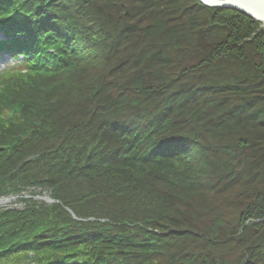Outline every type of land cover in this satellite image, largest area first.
I'll use <instances>...</instances> for the list:
<instances>
[{
	"label": "trees",
	"instance_id": "1",
	"mask_svg": "<svg viewBox=\"0 0 264 264\" xmlns=\"http://www.w3.org/2000/svg\"><path fill=\"white\" fill-rule=\"evenodd\" d=\"M118 1L0 0V30L23 36L0 51L29 69L0 75V197L22 203L0 207V264L13 248L16 264H264V27L199 0ZM192 139L171 163L164 144ZM41 227L58 238L27 242Z\"/></svg>",
	"mask_w": 264,
	"mask_h": 264
},
{
	"label": "bare ground",
	"instance_id": "2",
	"mask_svg": "<svg viewBox=\"0 0 264 264\" xmlns=\"http://www.w3.org/2000/svg\"><path fill=\"white\" fill-rule=\"evenodd\" d=\"M81 8L82 9H85V4L84 3H81ZM211 8V7H210ZM46 9H48V5L46 6ZM218 9H225V8H222V7H219ZM232 10H234V9H232ZM237 11V10H236ZM52 15H60V14H57V13H51ZM246 15V14H245ZM248 16V15H247ZM256 21H258V20H256ZM258 22H260V21H258ZM39 23H40V26H41V28H40V33L41 34H38V36L39 37H43L44 38V41H45V38H46V36L44 35V34H47V27H46V24H47V17H46V15H44V14H40V16H39ZM261 24H262V26L264 27V25H263V23L262 22H260ZM11 34H13V33H11ZM96 34H101L100 32H96ZM34 34H32V36H31V38L32 39H34V36H33ZM30 38V39H31ZM48 51H52V49L50 48V47H48ZM58 51H60L59 50V48H58ZM34 57H35V55H33ZM31 57V56H30ZM30 57H29V60H30ZM26 58L25 57H22L21 58V60H20V65H25L26 63ZM193 142H195V140L194 139H192L191 141H186V140H184V141H182V143L183 144H181V142H180V144L179 145H177V144H171V143H168V144H164V146H166L167 147V151H170V152H172L171 154H169V153H167L169 156H171V163H179V162H182L183 161V159H185V157L187 158L188 156L187 155H189V154H191V152L192 151H195V152H197V148L196 149H192L193 148ZM199 147V146H198ZM191 155H193V154H191ZM194 155H196L195 153H194ZM150 161H158V159H157V155H154V156H152V157H150ZM158 162H160V161H158ZM162 163H166V162H162ZM130 188L131 189H133L131 186H130V184H129V182L127 183V189H128V191H129V193H130ZM49 194V193H48ZM160 197V196H159ZM158 197V198H159ZM44 198L45 199H47V198H49V196L48 195H46V196H44ZM41 201H43V198H39ZM39 199H36V200H38V201H40ZM15 201V202H17L18 203V205L19 206H8V208L9 209H19V208H21V201H20V198L18 197V196H12V197H10L9 199H8V201H6L7 203L8 202H10V201ZM45 201H48V200H45ZM56 201H58V200H56L55 198H53L52 197V202L51 203H55ZM6 202H1V203H6ZM66 210H67V212L70 214V215H72L73 217H76L77 215L75 214V212L72 210V209H70V208H66ZM77 220H83V218H80V219H78L77 218ZM87 221H90L89 220V218L88 219H86ZM95 221V220H94ZM125 225L124 223H120V225ZM126 228V227H125ZM125 228H123V229H120L119 228V230H120V236H122V238H124L125 237V235L127 234V230L125 229ZM137 232V231H136ZM32 232H28V234H31ZM138 233V232H137ZM143 235H145V236H148V234L147 233H145V234H143ZM54 238H58V236H56V235H54L51 231H48L46 228H44V227H41V228H38V229H36L35 230V237H32V239H30V238H27V242H29V243H32V242H37V241H43L42 243H41V245L44 243V242H53V240H54ZM154 242H157V240H153ZM24 245H25V243H24ZM17 250V248H13V249H10V250H8V251H4L5 252V254H8V257H6V264H9L8 262H7V260H10V259H12L11 257H10V254L11 253H14L15 251ZM19 257V256H18ZM67 257V256H66ZM65 257V258H66ZM95 258V256H83L82 258H81V261L83 262V263H85V264H98V262H97V260H95L94 259ZM97 258V257H96ZM212 258H215L214 257V255H212ZM12 261H13V263L12 264H16V262L12 259ZM128 261H129V258L127 257V255L124 257V259H123V261H122V263L121 264H128ZM49 263V262H48ZM47 263V264H48ZM25 264H35V263H33V261L31 260V259H28L26 262H25ZM55 264H59V263H55ZM62 264V263H61ZM72 264H74L73 262H72ZM110 264H113V263H110Z\"/></svg>",
	"mask_w": 264,
	"mask_h": 264
},
{
	"label": "rangeland",
	"instance_id": "3",
	"mask_svg": "<svg viewBox=\"0 0 264 264\" xmlns=\"http://www.w3.org/2000/svg\"><path fill=\"white\" fill-rule=\"evenodd\" d=\"M53 1H55V2H53ZM62 0H51V4H52V6L51 7H55V6H57V5H59L60 3L59 2H61ZM78 0H64V2H67V5L68 4H71V6L69 7V10H77V9H72L73 8V6L74 5H76L78 8H79V4H78V2H77ZM122 0H120V1H118V2H121ZM157 0H149V3H150V5H155L157 2H156ZM200 1V0H199ZM92 2H94V6H96V7H99V8H106V11H109L110 10V7H112L113 6V4H114V0H92ZM201 2V1H200ZM88 3H90V2H88ZM202 3V2H201ZM36 7H39V5H36ZM92 8L93 7H90V6H85V9L84 10H86L85 12L87 13H91V14H93V12H92ZM112 8H114V7H112ZM37 11H38V9H37ZM50 11V13H54V12H52L53 11V9H51V10H49ZM105 11V12H106ZM147 10H145L144 12H143V14L146 12ZM152 11H154V9L151 7V9H150V11L148 12V13H146L145 14V17H146V15H148V14H151V12ZM85 12H81V11H79L78 10V13H79V15H83V13H85ZM50 16V15H49ZM136 16V15H135ZM6 17V16H5ZM138 17V16H137ZM82 18H84V16L82 17ZM135 19L136 18H134V19H132L131 20V22H134L135 21ZM8 54V53H7ZM2 55H4V52H2ZM21 58H22V56H15V57H13V58H11L10 57V54L7 56V55H4V56H0V73L5 69V68H13L14 66H16L17 67V65L18 64H20V60H21ZM92 74H90V76H91ZM32 196V195H36L37 197H39V198H43L44 196H46V195H50V194H48V193H37L36 191H33V193H30V194H28L27 196ZM49 200H48V202H50V200H52V197H50L49 196V198H48ZM3 206L2 207H4V206H19L18 205V203L17 202H15V201H10V202H8V203H5V204H2ZM22 206V205H21Z\"/></svg>",
	"mask_w": 264,
	"mask_h": 264
},
{
	"label": "water",
	"instance_id": "4",
	"mask_svg": "<svg viewBox=\"0 0 264 264\" xmlns=\"http://www.w3.org/2000/svg\"><path fill=\"white\" fill-rule=\"evenodd\" d=\"M211 8H225L240 11L264 25V0H200ZM46 200H49L48 198Z\"/></svg>",
	"mask_w": 264,
	"mask_h": 264
}]
</instances>
